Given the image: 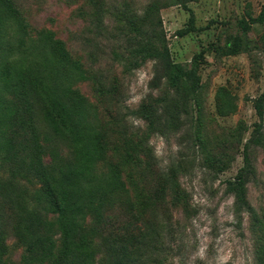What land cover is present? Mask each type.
I'll list each match as a JSON object with an SVG mask.
<instances>
[{
  "label": "rangeland",
  "instance_id": "rangeland-1",
  "mask_svg": "<svg viewBox=\"0 0 264 264\" xmlns=\"http://www.w3.org/2000/svg\"><path fill=\"white\" fill-rule=\"evenodd\" d=\"M11 3L25 27L20 30L9 20L4 28L0 52L4 81H14L19 54L40 55L44 48L39 36L48 32L79 64L73 88L89 100L90 113L107 143H143L146 147L141 165L131 166L134 179L125 178L133 201L144 198L143 216L132 214L134 206L132 213L122 214L132 215L135 224L145 221L147 245L139 264H264V119L259 120L253 107L254 99L264 91V22L251 20L264 0H192L171 6L167 0ZM150 4L153 9L149 11ZM190 11L194 28L181 34ZM95 15H99L98 25ZM126 16L140 20V28L148 34L163 33L173 63L197 68V95L182 94L179 107L170 115L160 112V99L164 92L170 98L176 96L165 78L156 79V62L147 60L125 69L134 47ZM242 18L248 23L244 31L238 25ZM235 35L240 39L239 49L227 55L223 48ZM201 51L202 55L196 56ZM8 61H16L10 65L9 76L4 70ZM143 103L156 112L151 114L153 126L137 113ZM34 106L43 162L55 166L68 157L69 141L43 98H36ZM244 144L248 145L252 170L245 177L248 204L240 206L228 181L243 164ZM120 162V153L108 151L96 169L106 174L121 166ZM173 179L184 194V200L176 204L164 189ZM25 181L27 186L31 182L38 185L34 180ZM5 226L3 264H22L24 246L7 221ZM54 231L58 245L56 222Z\"/></svg>",
  "mask_w": 264,
  "mask_h": 264
},
{
  "label": "trees",
  "instance_id": "trees-1",
  "mask_svg": "<svg viewBox=\"0 0 264 264\" xmlns=\"http://www.w3.org/2000/svg\"><path fill=\"white\" fill-rule=\"evenodd\" d=\"M189 1L192 0H167V4L185 5ZM152 7L148 6L149 11ZM98 17L95 15L96 25L100 22ZM9 20L20 30L24 29L20 12L11 0H0V52L3 31ZM251 20L264 22V5ZM125 21L134 42L129 52L132 61L124 63L125 69L147 60L156 62V79L165 78L176 96L170 98L164 92L160 99V112L170 115L179 107L182 94L197 95L200 89L197 68L195 71L193 67L187 68L169 59L163 33L148 34L140 28V20L131 16H126ZM238 25L242 31L248 28L243 18ZM193 28L194 15L190 11L188 25L180 33L185 34ZM39 38L44 49L34 57L26 51L18 55L20 66L15 77L12 76L14 81L6 82L5 76L0 74V264H3L6 248V221L16 240L24 246L22 264H139L142 248L147 245L145 221L142 219L135 224L132 215L122 217V214L128 210L132 213L134 206L136 212L132 214L143 216L144 198L133 201L125 178L134 179L131 166L141 165L147 155L146 147L143 143H107L103 129L90 113L89 100L73 88L79 64L52 34L41 33ZM261 42L264 52V32ZM239 44V36H233L223 48L224 53L234 54ZM213 49L218 50V47ZM201 55L202 51L196 56ZM15 62L4 63L7 76L10 65ZM38 97L43 98L45 107L70 144L68 157L55 166L42 159L43 146L39 142L34 106ZM182 103L184 106V101ZM253 107L262 121L264 91L254 99ZM137 113L154 125L151 114L156 112L150 111L146 103ZM256 125L259 128V124ZM247 147L244 144L242 166L228 181L229 190L240 206L248 204L245 177L251 172L252 164ZM108 151L120 153L121 166L116 165L108 173L101 174L96 165ZM24 179L34 180L37 187L32 182L27 186ZM164 189L169 191L171 202L176 204L184 200L175 179ZM137 205H140L139 210ZM54 221L59 231L58 245Z\"/></svg>",
  "mask_w": 264,
  "mask_h": 264
}]
</instances>
